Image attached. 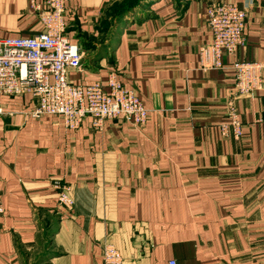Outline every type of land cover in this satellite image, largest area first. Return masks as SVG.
Instances as JSON below:
<instances>
[{
    "label": "crops",
    "instance_id": "0c3cea01",
    "mask_svg": "<svg viewBox=\"0 0 264 264\" xmlns=\"http://www.w3.org/2000/svg\"><path fill=\"white\" fill-rule=\"evenodd\" d=\"M219 1L247 9L246 40L222 69L203 70ZM120 2L66 0L83 54L68 76L87 85L117 72L148 120L71 130L34 117L30 95L1 96L0 264H103L107 244L123 264H264V90L235 99L242 136L221 133L233 64L264 62V0H144L127 12ZM31 3L0 0V39L44 31Z\"/></svg>",
    "mask_w": 264,
    "mask_h": 264
},
{
    "label": "built area",
    "instance_id": "2783aa9c",
    "mask_svg": "<svg viewBox=\"0 0 264 264\" xmlns=\"http://www.w3.org/2000/svg\"><path fill=\"white\" fill-rule=\"evenodd\" d=\"M33 9L44 31L28 38L0 39V97L30 95L36 101L34 117L55 115L67 129H78L86 119L96 129L106 120L122 118L143 126L148 110L135 91L127 89L117 72L110 71L105 82L76 84L70 70H80L83 54L72 42L66 28V0H44L43 8L32 0ZM264 10V2H263ZM247 9L235 3L219 1L209 9L211 41L199 50L200 68L222 69L224 58L245 44ZM264 21V20H263ZM235 85L226 103L230 122L221 127L223 136H242V123L235 99L252 97L264 90V62H236ZM1 112V109H0ZM57 202L64 213L74 209V200L66 186H57ZM5 213L0 200V215ZM119 249L107 244L103 264H123Z\"/></svg>",
    "mask_w": 264,
    "mask_h": 264
},
{
    "label": "trees",
    "instance_id": "16d2710c",
    "mask_svg": "<svg viewBox=\"0 0 264 264\" xmlns=\"http://www.w3.org/2000/svg\"><path fill=\"white\" fill-rule=\"evenodd\" d=\"M142 1H144V0H129L126 3L124 2L122 5V12H124V11L127 12V11L133 10ZM123 15H125V14H123Z\"/></svg>",
    "mask_w": 264,
    "mask_h": 264
},
{
    "label": "rangeland",
    "instance_id": "374dc122",
    "mask_svg": "<svg viewBox=\"0 0 264 264\" xmlns=\"http://www.w3.org/2000/svg\"><path fill=\"white\" fill-rule=\"evenodd\" d=\"M127 1H129V0H121V2H120V4H118L120 7H122V5H123V3L125 2H127ZM242 134H243V132H242Z\"/></svg>",
    "mask_w": 264,
    "mask_h": 264
}]
</instances>
